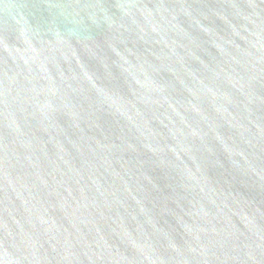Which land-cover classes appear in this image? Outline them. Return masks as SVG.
<instances>
[{"label":"water","instance_id":"1","mask_svg":"<svg viewBox=\"0 0 264 264\" xmlns=\"http://www.w3.org/2000/svg\"><path fill=\"white\" fill-rule=\"evenodd\" d=\"M0 264H264V0H0Z\"/></svg>","mask_w":264,"mask_h":264}]
</instances>
